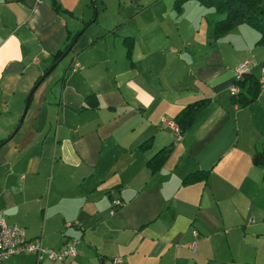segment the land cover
<instances>
[{
	"label": "crops",
	"instance_id": "1",
	"mask_svg": "<svg viewBox=\"0 0 264 264\" xmlns=\"http://www.w3.org/2000/svg\"><path fill=\"white\" fill-rule=\"evenodd\" d=\"M129 1L100 18L84 0H0V215L51 250L78 240L68 264H264V117L241 116L264 84L246 107L229 94L246 60L231 51L248 52L250 38L255 50L258 32L241 24L216 38L224 15L204 22L201 4ZM202 99L176 141L165 121ZM168 146L151 174L147 160ZM196 170L206 180L182 184ZM49 261L0 264H59Z\"/></svg>",
	"mask_w": 264,
	"mask_h": 264
},
{
	"label": "trees",
	"instance_id": "2",
	"mask_svg": "<svg viewBox=\"0 0 264 264\" xmlns=\"http://www.w3.org/2000/svg\"><path fill=\"white\" fill-rule=\"evenodd\" d=\"M188 0H174L173 7L176 11H180L183 4ZM201 5L205 7L213 8L216 13L223 14L224 17L217 20L214 23L213 34L218 38L224 33L229 31L235 26L246 24L258 32L259 37L256 41V45H264V8L261 6L262 0H197ZM52 6L56 11H61L60 6L53 1ZM95 17V15L93 16ZM93 21V18L89 21ZM87 22V23H89ZM85 23V25H87ZM81 32L78 31L72 37L71 43H67L61 50H58L53 55V64L63 58L69 51L75 37ZM126 47V55L130 59L133 48V39L126 37L123 40ZM264 65V61L262 62ZM40 79V78H39ZM36 81V83L39 81ZM237 85L240 87V92L237 95L232 96L233 103L238 104L240 107H246L253 103L259 96L261 91V84L258 79L252 73H245L243 77L237 81ZM86 101L91 106H97V101L93 96L86 98ZM94 101V102H93ZM209 103L208 99L197 100L185 105L174 117V122L179 127L181 133H184L192 124L198 113L203 110ZM3 141L1 140L0 143ZM151 145V139L142 142L139 145L140 149L147 148ZM171 151V147H164L154 153L147 160V167L151 174H155L165 163L168 154ZM258 163L264 165V152L258 154ZM208 175V171L196 170L187 174L182 179V184L188 185L199 181H205Z\"/></svg>",
	"mask_w": 264,
	"mask_h": 264
},
{
	"label": "built area",
	"instance_id": "3",
	"mask_svg": "<svg viewBox=\"0 0 264 264\" xmlns=\"http://www.w3.org/2000/svg\"><path fill=\"white\" fill-rule=\"evenodd\" d=\"M250 64L251 62L249 60H244L236 67V79L229 88L232 96H235L240 92V87L237 85V81L240 80L245 73L249 72ZM260 72L261 74L258 81L260 84H263L264 66L261 67ZM167 124L175 127L172 122H168ZM113 203L115 205L120 204L119 200H113ZM76 225H79V223H76ZM77 242L78 240L76 239L69 240L60 249L56 251L51 250L43 246L37 240L28 239L23 227L16 224H8L5 218L0 215V262L20 253L34 254L38 262L44 258L51 261L62 262L66 259L73 258L78 254ZM121 262V258L112 259L113 264H120Z\"/></svg>",
	"mask_w": 264,
	"mask_h": 264
},
{
	"label": "rangeland",
	"instance_id": "4",
	"mask_svg": "<svg viewBox=\"0 0 264 264\" xmlns=\"http://www.w3.org/2000/svg\"><path fill=\"white\" fill-rule=\"evenodd\" d=\"M171 1L172 0H141V3L148 5L149 7L153 8L155 6H161V7L166 6L168 4H171ZM189 2H192L193 4H200L197 0H191ZM124 3L125 4H131L129 0H84V10H87V11L90 10L89 11L90 14L87 17H92V16L97 14V15H100V18H103L102 13H101V10L103 9V7H106V10H107L106 14H109L110 12H116L118 10V8L120 6L122 7V4H124ZM261 6L264 8V0L261 1ZM201 12H202L201 15H202L203 21L204 22L207 21V23H209L210 19H217V18L221 17V14L215 13L213 8L204 7L203 5L201 6ZM206 17L208 18L207 20H206ZM88 19L89 18H85L84 21H87ZM102 20L105 21V19H102ZM246 28H248V27H246ZM256 37H257V35H256ZM252 38H253V35H252ZM253 39L250 38V40H249V51L248 52L237 53L235 51V53H233L234 52V50H233V51H231L232 52L231 57L235 58V61L238 60L237 62H239L240 59L241 60L246 59L252 63H255V65L251 67V70L254 71L256 74L260 75L261 59L264 58V45H259L254 50L253 49L254 48V43H253L254 40ZM69 43H71V42H69ZM227 45L228 44H226V46ZM230 48L231 47H227V49H226V51H228L229 53H230ZM223 53H224L225 63L230 64V54L225 53V52H223ZM251 64H250V66H251ZM263 89H264V87H263ZM229 94H230V92H229ZM257 113H258V115H257ZM250 114H251V116H259V117L263 116L264 117V95H262V97H260L259 100H257L255 104H253L251 107H249L247 109V111L242 113L241 116H250ZM168 122H172L177 129L174 126L168 125L167 124ZM165 124H167L168 126L173 128V130L175 132L176 141H179L181 139L182 133H181L179 127L176 125V123L174 121H169V120L167 121L166 120ZM259 141L264 142V135L260 136ZM69 260H70V258L66 259L62 262H57V263L68 264ZM102 260H104V261H101V257H99L97 259L99 264H112L111 259H108V258L103 259L102 258ZM49 262H52V261H49Z\"/></svg>",
	"mask_w": 264,
	"mask_h": 264
},
{
	"label": "water",
	"instance_id": "5",
	"mask_svg": "<svg viewBox=\"0 0 264 264\" xmlns=\"http://www.w3.org/2000/svg\"><path fill=\"white\" fill-rule=\"evenodd\" d=\"M53 68V65L40 77L39 81L33 86V88L31 89L29 95H28V98H27V101H26V106H25V110H26V107H27V104H28V101L31 97V95L33 94L36 86L39 84V82L51 71V69ZM24 110V111H25Z\"/></svg>",
	"mask_w": 264,
	"mask_h": 264
}]
</instances>
